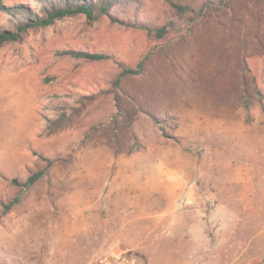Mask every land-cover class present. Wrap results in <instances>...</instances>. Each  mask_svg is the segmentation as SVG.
<instances>
[{
  "label": "rangeland",
  "instance_id": "rangeland-1",
  "mask_svg": "<svg viewBox=\"0 0 264 264\" xmlns=\"http://www.w3.org/2000/svg\"><path fill=\"white\" fill-rule=\"evenodd\" d=\"M181 5L133 0L0 44V264L120 251L138 264H264V0ZM13 21L0 11V32ZM140 62L117 81L120 63Z\"/></svg>",
  "mask_w": 264,
  "mask_h": 264
},
{
  "label": "trees",
  "instance_id": "trees-1",
  "mask_svg": "<svg viewBox=\"0 0 264 264\" xmlns=\"http://www.w3.org/2000/svg\"><path fill=\"white\" fill-rule=\"evenodd\" d=\"M176 8H185L181 5V0H169ZM133 0H38V8H31L19 5H7L0 0V11H4L17 18L13 21L16 30H3L0 32V44L6 41H16L20 39V32L31 28L46 27L53 24L58 19H63L77 14L83 13L87 17L92 18L96 14L102 12L108 15H120L124 9H130ZM134 15L136 11L130 12ZM142 28L151 33L152 27L145 21L138 22ZM131 21V20H128ZM157 36L164 37L167 33L166 26L156 28ZM65 53L74 57L85 58L89 60H103L112 58L113 55L101 50H89L87 48H73L67 50ZM143 62L138 63L137 67H132L124 63H120V71L117 76V81L120 82L122 78L130 74H138L143 70ZM44 175V171L39 170L27 178L25 182L26 188H31ZM20 200V195L16 196L12 201L5 205L6 211L11 209Z\"/></svg>",
  "mask_w": 264,
  "mask_h": 264
},
{
  "label": "built area",
  "instance_id": "built-area-1",
  "mask_svg": "<svg viewBox=\"0 0 264 264\" xmlns=\"http://www.w3.org/2000/svg\"><path fill=\"white\" fill-rule=\"evenodd\" d=\"M91 264H138V257L129 251L100 255Z\"/></svg>",
  "mask_w": 264,
  "mask_h": 264
}]
</instances>
